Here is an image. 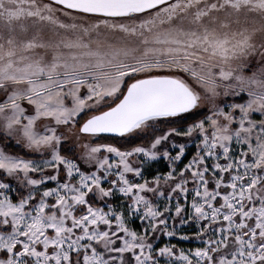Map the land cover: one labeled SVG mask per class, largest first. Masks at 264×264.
I'll list each match as a JSON object with an SVG mask.
<instances>
[{
  "label": "snow or ice",
  "instance_id": "snow-or-ice-1",
  "mask_svg": "<svg viewBox=\"0 0 264 264\" xmlns=\"http://www.w3.org/2000/svg\"><path fill=\"white\" fill-rule=\"evenodd\" d=\"M0 264H264V0H0Z\"/></svg>",
  "mask_w": 264,
  "mask_h": 264
},
{
  "label": "rangeland",
  "instance_id": "rangeland-1",
  "mask_svg": "<svg viewBox=\"0 0 264 264\" xmlns=\"http://www.w3.org/2000/svg\"><path fill=\"white\" fill-rule=\"evenodd\" d=\"M186 79H189V82L192 83L190 78L186 77ZM193 86L197 87V90H200L198 86H195V85H193ZM204 110H205V114H206L207 106H205L202 109V111H204ZM205 114H202V116L205 115ZM194 150H195L194 147L190 146L189 152L187 154L188 157H187L186 160H184V162H187V160L190 158V156H191V154H192V152ZM25 151L30 153L31 150L25 149ZM165 164H166V162L161 159L158 163L152 165V171L153 172L156 171V170L166 171L167 168L165 167ZM49 186H51V185H49ZM139 223H140L139 221H134L132 226L133 227H136V226L139 227ZM169 223L171 224V220L169 221ZM182 230L185 231V232H188L190 234L195 229H194V226H193V227H185ZM165 242H167V243L170 242V243L176 244L178 247H184V248H190V247L196 246L194 241H183L178 236H176V237H160L158 239V243H165Z\"/></svg>",
  "mask_w": 264,
  "mask_h": 264
},
{
  "label": "trees",
  "instance_id": "trees-1",
  "mask_svg": "<svg viewBox=\"0 0 264 264\" xmlns=\"http://www.w3.org/2000/svg\"><path fill=\"white\" fill-rule=\"evenodd\" d=\"M202 114H205V110L204 111L201 110L195 116L189 117L188 121L190 122L192 119H198V118H200V116H202ZM102 135L104 137H106L107 139H104V140L99 141V142H111V143L117 144V146H124V147H130V146L135 145V144H140L145 139L144 136H140V137L128 136V138L125 140V139H120L116 135H108V134H102ZM9 149H10V151L15 152L17 154H21V155L30 154V153L26 152L25 149H21L19 147H13L11 143L9 145ZM187 157L188 156L186 155L184 160H186Z\"/></svg>",
  "mask_w": 264,
  "mask_h": 264
},
{
  "label": "crops",
  "instance_id": "crops-1",
  "mask_svg": "<svg viewBox=\"0 0 264 264\" xmlns=\"http://www.w3.org/2000/svg\"><path fill=\"white\" fill-rule=\"evenodd\" d=\"M136 227H138V226H136ZM165 243H167V242H165ZM164 243H158V245H163Z\"/></svg>",
  "mask_w": 264,
  "mask_h": 264
},
{
  "label": "water",
  "instance_id": "water-1",
  "mask_svg": "<svg viewBox=\"0 0 264 264\" xmlns=\"http://www.w3.org/2000/svg\"><path fill=\"white\" fill-rule=\"evenodd\" d=\"M108 135H116V134H108Z\"/></svg>",
  "mask_w": 264,
  "mask_h": 264
}]
</instances>
